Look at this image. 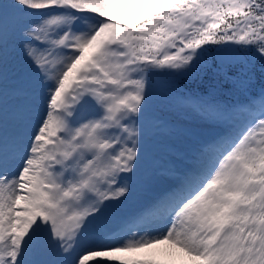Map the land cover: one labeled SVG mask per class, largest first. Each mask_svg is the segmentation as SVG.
<instances>
[{
	"label": "snow or ice",
	"instance_id": "1",
	"mask_svg": "<svg viewBox=\"0 0 264 264\" xmlns=\"http://www.w3.org/2000/svg\"><path fill=\"white\" fill-rule=\"evenodd\" d=\"M0 264H264V0H0Z\"/></svg>",
	"mask_w": 264,
	"mask_h": 264
}]
</instances>
